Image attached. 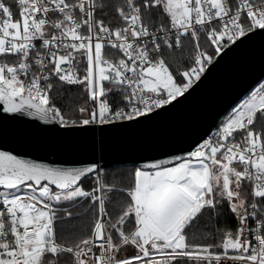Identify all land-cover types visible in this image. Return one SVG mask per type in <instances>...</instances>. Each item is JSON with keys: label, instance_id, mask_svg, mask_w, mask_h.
<instances>
[{"label": "snow or ice", "instance_id": "obj_1", "mask_svg": "<svg viewBox=\"0 0 264 264\" xmlns=\"http://www.w3.org/2000/svg\"><path fill=\"white\" fill-rule=\"evenodd\" d=\"M257 33L264 0H0V114L138 122ZM0 264H264V83L119 181L0 150Z\"/></svg>", "mask_w": 264, "mask_h": 264}, {"label": "water", "instance_id": "obj_2", "mask_svg": "<svg viewBox=\"0 0 264 264\" xmlns=\"http://www.w3.org/2000/svg\"><path fill=\"white\" fill-rule=\"evenodd\" d=\"M264 79V33L218 57L178 101L138 122L65 129L23 114H0V150L55 167L102 170L169 159L209 136L232 107Z\"/></svg>", "mask_w": 264, "mask_h": 264}, {"label": "trees", "instance_id": "obj_3", "mask_svg": "<svg viewBox=\"0 0 264 264\" xmlns=\"http://www.w3.org/2000/svg\"><path fill=\"white\" fill-rule=\"evenodd\" d=\"M176 55L179 56L180 54L176 53ZM79 91H80V89L78 87H76V86L72 87V95H75ZM223 118L221 119V121L223 120ZM136 167L137 166H134V165H131V166H120V167H114V168L102 170V172L106 173L107 176L110 179H115V180L119 181L122 178H127L128 174ZM118 186H121V185H118ZM205 219H207V217H205ZM220 222L221 223H225V222L232 223L233 221H232V218L230 217V215H228L226 213V215L221 218ZM77 223H79L80 225L83 226V225H86L87 221L86 220H81V221H79ZM215 223H216V221H209V226H211L212 224H215Z\"/></svg>", "mask_w": 264, "mask_h": 264}, {"label": "built area", "instance_id": "obj_4", "mask_svg": "<svg viewBox=\"0 0 264 264\" xmlns=\"http://www.w3.org/2000/svg\"><path fill=\"white\" fill-rule=\"evenodd\" d=\"M260 83H264V79H263V80H261V82H260ZM260 83H259V84H260ZM259 84H258L257 86H255V87H254L252 90H254L256 87H258V86H259ZM252 90H251V91H252ZM251 91H250V92H251ZM250 92H249V93H250ZM249 93H248L246 96H244V97H243V99H244V98H246V97L249 95ZM243 99H242V100H243ZM242 100H241V101H242ZM239 102H240V101H239ZM239 102H238V103H239ZM215 130H216V129H215ZM215 130H214V131H212V133H213V132H215ZM212 133H211V134H212ZM211 134H210V135H211Z\"/></svg>", "mask_w": 264, "mask_h": 264}]
</instances>
